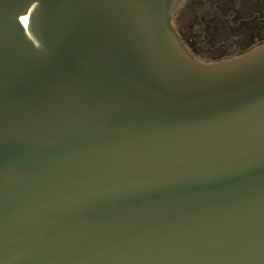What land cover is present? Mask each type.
<instances>
[{
    "label": "water",
    "instance_id": "95a60500",
    "mask_svg": "<svg viewBox=\"0 0 264 264\" xmlns=\"http://www.w3.org/2000/svg\"><path fill=\"white\" fill-rule=\"evenodd\" d=\"M179 1L0 0V264H264V42Z\"/></svg>",
    "mask_w": 264,
    "mask_h": 264
},
{
    "label": "rangeland",
    "instance_id": "374dc122",
    "mask_svg": "<svg viewBox=\"0 0 264 264\" xmlns=\"http://www.w3.org/2000/svg\"><path fill=\"white\" fill-rule=\"evenodd\" d=\"M197 2L198 0H180L172 13V25L179 33L188 50L194 57L203 62H212L236 56L238 54L235 49L238 46L237 41L231 48L218 42L221 36L228 34L229 31L242 34L241 28L243 24L235 25L233 21L228 23L218 17L216 13H204L205 15L199 18L200 7H198ZM263 13L262 11L259 18L264 16ZM263 41L264 18L260 20L253 18L247 23V40L245 43L242 42L243 51H247Z\"/></svg>",
    "mask_w": 264,
    "mask_h": 264
},
{
    "label": "flooded vegetation",
    "instance_id": "af4514ba",
    "mask_svg": "<svg viewBox=\"0 0 264 264\" xmlns=\"http://www.w3.org/2000/svg\"><path fill=\"white\" fill-rule=\"evenodd\" d=\"M197 3L198 7H200V11L198 12L199 18L205 15L204 13H216L218 14V17L228 23L233 21L235 25L239 23L243 24L241 28L243 31L242 34L229 31L228 34L221 36L218 43L228 45V47L231 48L235 44V41H237V45L239 46L235 47L236 53H238L237 55L245 53L251 49L250 48L247 51H243L244 48L242 47V42L245 43L247 40V23L253 18H258L259 20L264 18V16L259 18V16L262 14V11L264 12V0H198ZM239 9H241V11H239Z\"/></svg>",
    "mask_w": 264,
    "mask_h": 264
}]
</instances>
